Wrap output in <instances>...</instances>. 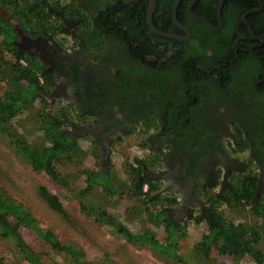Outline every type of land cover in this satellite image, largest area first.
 Listing matches in <instances>:
<instances>
[{"label": "flooded vegetation", "instance_id": "flooded-vegetation-1", "mask_svg": "<svg viewBox=\"0 0 264 264\" xmlns=\"http://www.w3.org/2000/svg\"><path fill=\"white\" fill-rule=\"evenodd\" d=\"M69 1L42 0L60 18L66 38L22 30L15 44L54 69L45 98L60 93L78 117L66 119V131L97 147L103 169L111 152L134 140L144 151L137 157L158 166L150 171L144 160L143 174L176 189L182 206L205 212L201 189L214 179V168H222L224 178L256 168L261 190L264 0H223L220 7V0H187L181 9L180 0L175 17L173 3L168 14L156 0L152 23L173 36L152 29L148 0H74L86 13L82 19L65 11ZM191 1L190 11L213 27L190 15ZM102 11L105 34L95 44L93 22ZM130 163L136 165L133 158Z\"/></svg>", "mask_w": 264, "mask_h": 264}, {"label": "trees", "instance_id": "trees-1", "mask_svg": "<svg viewBox=\"0 0 264 264\" xmlns=\"http://www.w3.org/2000/svg\"><path fill=\"white\" fill-rule=\"evenodd\" d=\"M157 1L163 2V11L169 14L174 0ZM186 1L181 0L178 8H183L182 3L185 4ZM63 7L76 18L86 17L84 10L80 9L74 0H70ZM3 9L9 12L8 16L1 11ZM112 9L110 8V11ZM104 16L106 11H102L93 22L95 29L92 38L95 44H102L106 22L99 19L105 18ZM13 18L19 21L21 30L30 34L49 32L55 36L57 33L64 34V32L61 29L60 18L53 14L42 0H0V81L4 82L0 95V133L8 136L14 152L29 163L32 169L45 172L63 188L72 191L84 214L92 217L99 224L109 226L129 243L135 246H150L156 254L168 257L177 264H200L192 260L193 256L188 258L178 250V239L186 235V224L168 214L166 207L148 212L149 218L156 223H162L165 233L163 239L158 238L151 229L130 230L107 209L106 203H109V199L114 197L116 200L125 193L128 196L141 195L139 197L142 203L149 206L160 203L171 207L178 202L175 196L163 195L158 191V185L154 179L143 174L145 163L137 156L133 157L136 165L129 163L127 169L131 180L127 187L121 178H115L111 169L105 170L101 166L88 169L81 166L90 151L97 147L93 143L87 148L82 146L78 136L71 135L63 128V118L68 116L66 109L48 108L45 95L50 91L55 71L53 68L44 66L36 55L15 44L17 30L11 21ZM87 23L83 24L87 25ZM139 24L142 29L147 28L145 9H142ZM119 30V35L124 34V30ZM138 46L142 49V40L138 39ZM36 101L40 102L36 112L44 133L39 142H32L18 131L12 120L19 114L32 109ZM68 165H73L78 175H84L83 187L73 190L75 179L71 178V175L74 173L67 171ZM257 180L255 171L245 169L234 174L231 188L224 196H207L204 193L207 198V207L203 215L189 212L190 218L194 221L204 220L207 223L206 231L193 243L194 255L198 258H207L211 250L215 249L219 253L229 254L235 260L238 256L246 255L252 260V264H264V251L258 246L261 238L259 228H264V191L257 195ZM144 183H147L146 190H143ZM94 191L96 196L90 197L89 194H95ZM38 192L51 209L66 216L63 204L57 195L44 185L38 187ZM94 198L96 200H93ZM219 202L236 210L247 204L250 213L260 219V222L229 219L218 210ZM19 226L31 229L49 247L70 254L74 264H117L106 257L98 262L84 259V253L80 247L70 242L60 241L54 231L39 225L32 212L0 186V236L14 237L29 264H47L42 259L41 253L32 249L22 238L18 230Z\"/></svg>", "mask_w": 264, "mask_h": 264}, {"label": "rangeland", "instance_id": "rangeland-1", "mask_svg": "<svg viewBox=\"0 0 264 264\" xmlns=\"http://www.w3.org/2000/svg\"><path fill=\"white\" fill-rule=\"evenodd\" d=\"M1 11L5 16H8L9 12L7 10L3 9ZM11 21L15 29L19 27L18 20L13 18ZM55 37L57 39L66 38L62 33L55 34ZM3 88L4 82L0 81V95ZM46 101L48 108L51 110L66 109L68 116L63 118V128L66 130L70 129L71 127L66 119L74 118L72 120H75L78 117L72 114V109L65 104L63 98L60 97V93L57 94L55 99L53 94L46 96ZM39 105L40 102L36 101L32 109L19 114L12 120L13 125L18 131L32 142H39L40 137L44 133L40 127L39 115L36 112ZM79 142L86 148L91 145V142L85 138L79 137ZM136 143V141L131 140L128 148L122 149L123 147L121 146V148L111 152L110 167H106L112 170L111 172L116 176V179L121 178L123 180L124 184H126L125 187L131 183L127 172L131 158L137 155L142 156L144 153L139 146H136ZM142 158L148 165L153 164L150 163L151 161L148 157H146L147 159ZM81 166L88 169H95L101 166L99 150L94 148L93 151H90ZM75 170L73 165L67 166V171L74 173L71 175V178L75 179L72 186L73 190H77L85 185L84 175H78ZM250 170L258 174L256 168ZM223 173L224 171L219 169V176H222ZM40 185H44L49 191L58 196L66 212L65 217L51 209L44 202L38 192ZM0 186L29 209L36 217L39 225L54 231L60 241L70 242L80 247L84 253V259L98 262L106 257L109 261H114L117 264H177L168 257L159 256L150 246H135L129 243L109 226L99 224L92 217L84 214L79 208L73 192L63 188L45 172L32 169L29 163L14 152L5 133H0ZM263 191L264 184L260 192ZM89 196L95 197L96 193L89 194ZM89 196L88 198L90 199ZM139 196L141 195L128 196L125 193L116 200L114 197L109 199L110 201L108 200L109 203H106V207L130 230L145 231L151 229L156 233L158 238L163 239L162 237L165 233L162 223H156L153 219L149 218L148 212L152 209L165 208L166 205L155 203L149 206L142 203ZM93 200L96 199L94 198ZM166 208L168 214L175 216L176 219L182 220L186 224V235L179 237L177 243V248L181 254H184L188 258L193 256L194 259L192 260L200 264H252V260L246 255L238 256L237 260H235L229 254L219 253L215 249L211 250L207 258H198L192 253V246L201 234L206 231L207 223L204 220L199 222L194 221V219L190 218L189 212L193 214L201 213L202 215L204 212H200L197 206H191L190 203L185 204V206L178 205V207L166 206ZM218 210L227 218L235 221L260 222V219L255 218L250 213L246 204L238 210H230L224 204H219ZM18 230L31 248L41 253L42 259L47 264H74L70 254L49 247L31 229L19 226ZM259 230L261 238L258 246L264 251V228H259ZM0 264H29L24 258L15 238L12 236H0Z\"/></svg>", "mask_w": 264, "mask_h": 264}, {"label": "crops", "instance_id": "crops-1", "mask_svg": "<svg viewBox=\"0 0 264 264\" xmlns=\"http://www.w3.org/2000/svg\"><path fill=\"white\" fill-rule=\"evenodd\" d=\"M152 161L153 160H151L150 163H153V164L152 165H148L150 171L151 170L154 171L156 169V167H158L156 165V163L152 162ZM219 169L223 170L222 168H214V170H213L214 179H212V181H210V182H208L206 184L205 183L203 184L202 189H201V194H202L201 197L202 196L205 197L204 193H206L207 196H211V195L224 196L227 193V190H229L231 188V185H232L231 177H234V174H231V175H229V177H227V178L225 177L224 178L223 175L219 176ZM242 170H244V169H242ZM242 170H240V171H242ZM221 181H223V183H224V181H225V183L227 181V185L222 187L223 184L221 183ZM154 182L157 183L158 191H160L161 194H163V195H172V196L176 197V200H177L178 203L172 205L173 207H178V205L180 206V201H181L180 196H179L180 194H179V192H177L176 189L174 190V189H169L168 187H166L165 184H164L165 180H163L161 178H155ZM260 193L261 192L258 189L257 195L259 196ZM134 196H136V195H134ZM219 204H224L225 205V203H223V202H219L218 205ZM246 206H247V204H246Z\"/></svg>", "mask_w": 264, "mask_h": 264}, {"label": "water", "instance_id": "water-1", "mask_svg": "<svg viewBox=\"0 0 264 264\" xmlns=\"http://www.w3.org/2000/svg\"><path fill=\"white\" fill-rule=\"evenodd\" d=\"M179 1H180V0H174V1H173V6H172V15H173V17H175V13H176V9H177V5H178ZM222 1H223V0H220V5H219V7L221 6ZM155 3H156V0H148L147 19H148V22H149V24L151 25L152 29H154L155 31H157V32H159V33H163L162 31H158V30L154 27V25H153V23H152V11H153V8H154V6H155ZM191 4H192V1L190 2L189 6H188V9H189V13H190V15H191L193 18H195V19H197V20H199V21H202V22H204L205 24H207V25L213 27V25H212L207 19H205V18H203V17H201V16H198V15H196V14H194V13H192V12L190 11V6H191ZM17 31H18V33H20L21 35H23L22 30H21L20 27L17 28ZM163 34H165V35H169V36H173V34H170V33H163Z\"/></svg>", "mask_w": 264, "mask_h": 264}, {"label": "built area", "instance_id": "built-area-1", "mask_svg": "<svg viewBox=\"0 0 264 264\" xmlns=\"http://www.w3.org/2000/svg\"><path fill=\"white\" fill-rule=\"evenodd\" d=\"M147 189V183H144L143 184V190H146Z\"/></svg>", "mask_w": 264, "mask_h": 264}]
</instances>
